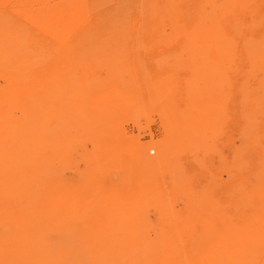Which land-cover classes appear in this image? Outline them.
<instances>
[{"label": "rangeland", "instance_id": "obj_1", "mask_svg": "<svg viewBox=\"0 0 264 264\" xmlns=\"http://www.w3.org/2000/svg\"><path fill=\"white\" fill-rule=\"evenodd\" d=\"M0 264H264V0H0Z\"/></svg>", "mask_w": 264, "mask_h": 264}, {"label": "bare ground", "instance_id": "obj_2", "mask_svg": "<svg viewBox=\"0 0 264 264\" xmlns=\"http://www.w3.org/2000/svg\"><path fill=\"white\" fill-rule=\"evenodd\" d=\"M192 26V25H191ZM152 153V152H151Z\"/></svg>", "mask_w": 264, "mask_h": 264}]
</instances>
